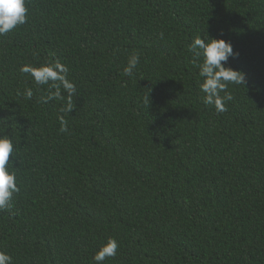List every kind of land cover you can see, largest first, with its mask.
Returning a JSON list of instances; mask_svg holds the SVG:
<instances>
[{
  "label": "trees",
  "instance_id": "16d2710c",
  "mask_svg": "<svg viewBox=\"0 0 264 264\" xmlns=\"http://www.w3.org/2000/svg\"><path fill=\"white\" fill-rule=\"evenodd\" d=\"M25 3L27 22L0 36V130L19 187L0 251L95 264L111 237L103 264H264V0ZM206 33L232 43L227 65L245 74L224 112L202 103L191 41ZM57 60L76 85L70 113L63 90L44 102L48 85L19 71Z\"/></svg>",
  "mask_w": 264,
  "mask_h": 264
},
{
  "label": "clouds",
  "instance_id": "9594fccd",
  "mask_svg": "<svg viewBox=\"0 0 264 264\" xmlns=\"http://www.w3.org/2000/svg\"><path fill=\"white\" fill-rule=\"evenodd\" d=\"M28 9L25 0H0V36H3L18 25L27 22ZM191 48L195 51L196 57L201 61L197 64L199 77L201 78L199 87L204 94L202 103L206 106H213L218 112L226 111V102L233 99L228 91L229 84L242 85L245 88V74L238 69L227 65L230 57L238 55L234 51L232 43L221 37H211L199 35L191 41ZM140 63L139 53H132L127 58L126 66L123 69L125 76L134 75L137 65ZM21 73L30 75L36 85H48V91L43 98L44 102L49 100L64 99L62 94H67L65 106L62 112L70 113L76 105L73 97L76 94V85L68 79L69 68L60 61L45 62L39 65L23 64L20 66ZM150 91V90H149ZM149 91L146 97L147 107L149 101ZM224 93V95H221ZM26 99L31 100L33 91L28 88L24 91ZM60 131H68L67 120L63 116L59 118ZM14 152L12 138L0 130V211L8 210L12 207L13 197L19 192L16 183V173L10 170V155ZM118 243L115 238L109 237L94 252L92 259L95 264H103L108 257L117 254ZM0 264H13L12 256L5 251H0Z\"/></svg>",
  "mask_w": 264,
  "mask_h": 264
}]
</instances>
